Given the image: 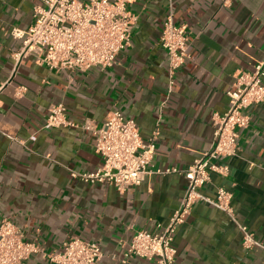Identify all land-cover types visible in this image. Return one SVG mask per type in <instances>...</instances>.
I'll use <instances>...</instances> for the list:
<instances>
[{
  "label": "crops",
  "instance_id": "obj_1",
  "mask_svg": "<svg viewBox=\"0 0 264 264\" xmlns=\"http://www.w3.org/2000/svg\"><path fill=\"white\" fill-rule=\"evenodd\" d=\"M38 3L0 0V221L13 222L46 256L74 237L98 244L97 264H123L133 234L159 232L178 208L188 185L184 171L209 149L212 117L227 110L235 76L264 58V0H137L127 7L135 18L129 47L112 67L85 72L49 71L33 56L13 60L21 41L11 32L28 30ZM169 13L189 39L188 59L172 80L159 44ZM58 104L77 124L99 128L120 112L144 142L156 132L151 169L178 172L148 175L123 194L74 178L96 171L101 160L91 132L42 129ZM248 114L228 175L211 174L200 190L211 199L217 188L230 192L233 215L195 204L176 231L174 264H264V104ZM241 226L256 239L251 251L242 247ZM26 264L51 263L38 254Z\"/></svg>",
  "mask_w": 264,
  "mask_h": 264
},
{
  "label": "built area",
  "instance_id": "obj_2",
  "mask_svg": "<svg viewBox=\"0 0 264 264\" xmlns=\"http://www.w3.org/2000/svg\"><path fill=\"white\" fill-rule=\"evenodd\" d=\"M137 0H38L33 9V24L27 31L12 30L13 38L21 41L13 60L33 56L39 66L49 71L85 72L91 68L112 67L116 57L130 45L131 27L135 18L127 7ZM230 0H222L226 5ZM159 44L166 52L169 77L175 76L188 59V34L174 23L169 13L162 24ZM264 58L248 71H241L226 95L227 110L212 117V142L207 151L185 171L187 189L180 204L167 223L156 233L136 231L123 253L122 263L137 258L154 264H174V237L193 206L206 202L231 216L232 194L217 188L213 199L203 197L202 187L210 175L226 177L227 161L236 156L238 131L249 126L248 110L264 104ZM172 81L170 82V85ZM23 90H18L17 96ZM171 88H169V92ZM76 128L91 132L95 138L94 153L100 167L89 174H75L85 183H105L123 194L139 187L148 175L176 174L177 169H151L157 133L144 142L137 124L120 112L106 116L99 128L90 121H71L61 104L52 106L43 130ZM35 136L29 138L34 142ZM20 144H23L20 142ZM242 247L251 251L257 245L254 235L241 226ZM47 257L51 264H97L102 257L98 244L70 238L60 250L44 255L33 242L25 241L23 231L9 220L0 221V264H26L33 255Z\"/></svg>",
  "mask_w": 264,
  "mask_h": 264
}]
</instances>
